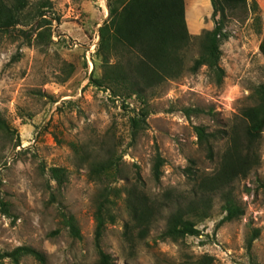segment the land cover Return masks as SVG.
Instances as JSON below:
<instances>
[{
	"label": "rangeland",
	"instance_id": "374dc122",
	"mask_svg": "<svg viewBox=\"0 0 264 264\" xmlns=\"http://www.w3.org/2000/svg\"><path fill=\"white\" fill-rule=\"evenodd\" d=\"M29 1L32 6L38 0ZM49 1L45 16L50 23L40 35L35 20L18 25L26 33L15 28L0 31V115L5 123L0 126V196L9 209L4 213L0 208V250L28 244L44 254V261L24 254L20 264H96L95 198L103 184H110L120 195L112 207L116 218L106 222L101 238L111 264H177L187 255L202 253L210 254L213 264H264V131L257 144V164L232 184L244 213L219 223L222 200L213 194L209 216L196 223L199 234L177 241L160 236L168 200L176 192L189 194L191 183L183 168L193 159L202 175L213 173L229 142L224 135L214 140L213 158H208L194 125L229 129L239 108L252 101L253 87L264 81L259 49L264 0L225 2L224 17L220 12L212 16L211 0H183L191 34L208 39L216 22L227 31L220 44L223 80L217 84L202 65L156 85L144 100L107 82L92 81L103 72L98 28L108 18V0ZM196 54V47L188 48L185 63ZM184 107L204 111L188 115ZM131 117L139 119L137 128ZM106 146L113 147L121 170L102 183L90 179L87 170ZM157 152L163 161L155 180L151 165ZM52 165L66 169L60 187L50 175ZM136 170L147 200L162 205L141 238L124 200ZM168 191L172 194L167 198ZM64 213L74 215L80 237L70 235ZM125 224L131 225L128 236ZM253 227L259 228V235L249 253L245 237ZM0 264L15 263L4 257Z\"/></svg>",
	"mask_w": 264,
	"mask_h": 264
},
{
	"label": "trees",
	"instance_id": "16d2710c",
	"mask_svg": "<svg viewBox=\"0 0 264 264\" xmlns=\"http://www.w3.org/2000/svg\"><path fill=\"white\" fill-rule=\"evenodd\" d=\"M241 1L245 2L211 0L212 16L220 12L224 17L225 2ZM50 4L49 0H38L32 6L29 0H0V31L12 32L15 28L26 33L27 30L18 25H26L35 20L34 28L37 29V35H40L43 27L50 23L45 16ZM107 5L108 18L98 28L97 44L103 72L92 79L95 84L107 82L121 88L128 95L135 94L144 100L145 95L156 85L168 78L178 77L184 70L194 72L202 65L209 69L217 84L222 82L224 68L219 63L220 44L228 37L222 23L216 22L212 35L204 40L188 31L183 0H108ZM26 41H30L29 36H26ZM192 46L196 47L197 54L187 64L186 50ZM259 49L264 55V34ZM111 57L115 60L110 61ZM249 97L252 101L239 108L236 120L229 129L208 130L203 124L194 125L197 142L204 147L208 158H213L214 140L224 135L229 138V142L222 150L218 167L213 173L202 175L194 166L193 159L183 168L191 188L189 194L176 192L171 196L172 192H167V198H171L166 204L168 212L165 227L160 232L162 238L177 241L185 235L199 234L196 223L209 216L213 194H219L222 200L224 214L219 223L238 218L244 213L243 206L234 195L232 184L235 178L246 176L258 162L257 144L264 131V81L253 87ZM183 109L188 115L204 111L200 107ZM208 111L211 112L210 109ZM130 119L133 128H137L139 119ZM4 124L0 115V126ZM162 161V156L157 152L151 165L155 180L160 177ZM120 170L113 147L106 146L104 155L90 162L87 174L90 179L105 183L108 178L115 179ZM49 172L57 187L66 180V169L63 166L52 165ZM135 174L134 183L125 187L124 200L128 214L137 227L136 235L141 238L161 214L158 206L162 205L147 200L145 191L140 187L142 177L138 170ZM119 196V189L110 184H103L96 194L93 211L94 245L99 255L96 264L112 263L111 255L101 247V238L106 222H113L116 218L112 207ZM0 208L4 213H9L8 203L1 196ZM63 223L72 237L81 236L73 214L64 213ZM130 228L131 225L125 224V235L128 236L126 230ZM258 235V227H253L246 235L245 247L249 253ZM24 254H31L39 261L45 259L40 250L28 244H20L10 250H0V261L10 257L15 264H20L19 259ZM177 264H213V257L207 253L187 255Z\"/></svg>",
	"mask_w": 264,
	"mask_h": 264
}]
</instances>
